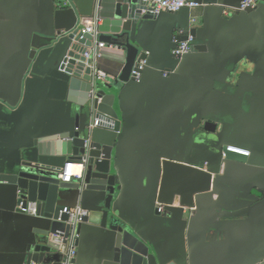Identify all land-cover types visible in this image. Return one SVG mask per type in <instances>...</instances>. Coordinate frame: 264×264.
Returning <instances> with one entry per match:
<instances>
[{"label": "crops", "instance_id": "1", "mask_svg": "<svg viewBox=\"0 0 264 264\" xmlns=\"http://www.w3.org/2000/svg\"><path fill=\"white\" fill-rule=\"evenodd\" d=\"M195 1V9L127 22L146 54L140 82L119 79L125 48L106 44L92 54L96 71L109 76L100 84L116 94L117 133L102 120L92 128L98 117L71 100L69 88L59 95L70 33L94 20L100 0H0V174L40 166L59 178L67 157L50 139L66 133L90 139L108 132L115 145L120 181L111 204L84 188L60 201L90 212L81 226L82 263L103 264L116 229L125 226L181 264H264V0L247 10L239 9L243 0ZM185 31L195 34L194 50L176 61L174 39ZM99 37L90 49L104 42ZM36 38L50 43L34 54ZM227 146L250 156L225 159ZM165 160L205 163L211 188L196 194L193 206L178 196L159 211ZM74 171L83 176L82 165ZM37 226V215L18 211L16 187L0 181V264L34 261ZM59 255L53 250L47 264ZM44 259L40 254L39 262Z\"/></svg>", "mask_w": 264, "mask_h": 264}, {"label": "water", "instance_id": "2", "mask_svg": "<svg viewBox=\"0 0 264 264\" xmlns=\"http://www.w3.org/2000/svg\"><path fill=\"white\" fill-rule=\"evenodd\" d=\"M143 7V0H100L99 7L94 13L95 28L100 36L99 40L108 45L123 47L127 50L125 67L119 77L123 83L136 81L132 76V71L138 63V59L147 61L146 54H141L139 47L135 44L133 27H128L127 24L129 20L155 16L142 14ZM78 31L76 29L70 33L73 45L61 65L62 71L58 76L60 79L59 95L63 96V90L69 88L68 95L71 100L82 105H88L95 116L102 120V124L108 126L109 130L119 133L121 120L115 108L116 94L109 92L107 86L100 84L96 78V68L92 66L94 65L93 56L87 57L85 55L93 47L94 36L85 34L81 38ZM188 33L185 31L180 39H185ZM38 40L36 38L33 45L34 54L43 45L50 43L47 41L41 44ZM96 52H98V48H96ZM182 59L175 58L176 61ZM147 65L146 62L145 68ZM145 68L142 70V75ZM79 94L80 98L78 99L77 95ZM107 133L98 137L91 134L90 139L79 132L75 134L66 133L50 139L58 140V146L62 148L63 154L67 157L66 162L73 160L83 166V177L79 183L62 182L60 179L49 175L45 168L40 166H31V168L18 173L0 174V181L9 182L16 187L18 204L20 201H24L25 203L36 202L38 205V226L34 232V241L30 245V249H33L36 255L34 261L39 262V255L44 253V263H52L54 259L51 255L52 251L55 250L60 255L54 264H61L64 252L68 247V237L73 229L72 225L68 223L67 213H63L62 219H59L61 211L65 207L60 201L65 199L69 190L84 188L87 191L104 195L106 199L102 202L107 200L110 205L113 201L120 180L116 172V164L113 166L115 145L111 143ZM95 137L99 138L100 141L96 140ZM227 153L228 156L225 159L245 161L247 158L231 151ZM212 179L213 175L205 169V163H201L200 166H192L165 160L159 202L162 206L163 204L171 205L179 196L183 205L193 206L195 195L209 190ZM84 222L77 227L80 237L81 226ZM58 231L65 232L62 243L57 241L56 234ZM116 233L114 250L103 264H181L159 255L146 240L130 228L119 226Z\"/></svg>", "mask_w": 264, "mask_h": 264}, {"label": "built area", "instance_id": "3", "mask_svg": "<svg viewBox=\"0 0 264 264\" xmlns=\"http://www.w3.org/2000/svg\"><path fill=\"white\" fill-rule=\"evenodd\" d=\"M261 3V0H243L240 4L239 9L241 10H247V9H255L257 8ZM143 9L142 14H151V15H158L159 13L166 11V12H178L183 8H190L195 9L198 6H200V3L195 0H143ZM195 19H192V22H195ZM81 35V38L84 37L85 34H92L93 36L97 35L98 32L95 28V21L92 20L88 24L84 26V28H80L78 31ZM182 32V31H181ZM175 46L173 48V55L177 59H182L186 54L190 53L193 49L194 42H195V36L192 32H189L185 39H174ZM106 46V43L99 42L97 44V48L101 49ZM99 56L100 54L96 52L95 49H90L88 52L85 53L87 57L92 56ZM146 60H140L135 66V68L132 71V76L136 81H140L142 77V70L145 68ZM94 66V65H92ZM97 80L105 81L109 79V76L106 72L102 70L95 71ZM165 75H168V71H164ZM101 124V119L96 118L94 119V122L92 123V128L99 126ZM228 151L244 155L246 157L250 156V151L238 147L233 146H227L226 149L223 150V157L227 158ZM77 165L75 161H69L65 164V167L63 171L59 174V178L62 182H72L73 178H82L83 176L76 175L74 171V167ZM18 210L25 214H32L37 215L38 205L36 202H27L20 201L18 204ZM163 210V206L161 205L159 207V211ZM67 213L68 214V223L72 225L73 229L68 237V247L67 250L64 252L61 264H85L81 263L77 260V251H78V239L80 237V234L77 231V227L80 223L84 222L86 217L89 216V210L86 208L81 207L80 205L70 207L65 206L64 209L61 211L59 219H62V214ZM57 241L62 243L64 240V231H58L57 232ZM30 264H47L42 262H35L32 261Z\"/></svg>", "mask_w": 264, "mask_h": 264}]
</instances>
